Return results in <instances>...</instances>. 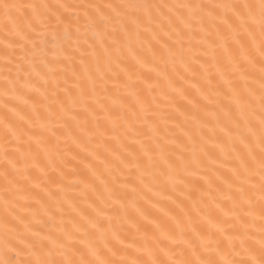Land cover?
I'll use <instances>...</instances> for the list:
<instances>
[{
  "label": "snow or ice",
  "instance_id": "obj_1",
  "mask_svg": "<svg viewBox=\"0 0 264 264\" xmlns=\"http://www.w3.org/2000/svg\"><path fill=\"white\" fill-rule=\"evenodd\" d=\"M0 264H264V0H0Z\"/></svg>",
  "mask_w": 264,
  "mask_h": 264
}]
</instances>
